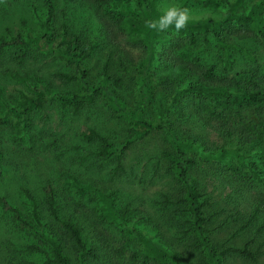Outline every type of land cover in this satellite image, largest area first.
<instances>
[{
  "label": "rangeland",
  "instance_id": "374dc122",
  "mask_svg": "<svg viewBox=\"0 0 264 264\" xmlns=\"http://www.w3.org/2000/svg\"><path fill=\"white\" fill-rule=\"evenodd\" d=\"M260 1L157 0V5L161 10L177 3L189 10L190 19H219L230 4L248 9ZM142 13L137 0H56L55 24L49 33L45 0H0V39L11 41L0 53V149L5 155L0 159V196L31 215L34 201L21 191L27 188L41 217L56 224L45 203L44 187L51 182L62 214L83 224L89 242L95 241L96 229L111 242L95 264H137L133 253L142 251L144 245L120 223L121 213L140 218V229L191 264H210L207 253L196 249L195 240L185 237L175 224L174 206L164 204L165 195L174 198L182 186L171 178V161L163 155L164 150H174L172 129L180 140L193 137L199 146V152L193 153L197 163L189 170L194 184L210 199L206 216L214 247H242L254 240L251 247L257 252L256 260L234 254L224 264H264V230L258 231L263 214L251 224L246 223L248 217L234 222L230 216L236 202L249 215L254 198L264 194V102L259 108L241 107L242 93L234 87L237 73L244 71L251 81L244 80L243 91L264 92V38L260 33L244 39L227 33L228 42L233 43L227 52L219 48L210 30L196 29L197 41L192 44L185 30L177 33L173 27L161 31L168 40L158 41L151 50L146 32L124 28L119 21L121 16H132L145 24ZM74 35L94 46L92 55L83 60L89 85L79 80L73 62L63 53L44 48L39 40L57 36L67 48ZM110 54L112 77L107 78L103 65ZM210 66L215 73L206 80L203 75ZM60 71L79 78L64 83L56 76ZM146 74L151 76L149 81ZM116 77L122 79L119 85ZM200 79L206 86L232 90L235 105L226 109L219 105L220 96L197 97L184 90ZM113 91L130 116L114 100ZM180 98L182 104L176 103ZM30 99L41 100V105H30ZM76 101L83 102L77 113ZM13 106L28 110V126L26 113ZM138 116L153 123L164 118L171 128L165 124L148 130ZM230 126L234 134L227 138L224 131ZM95 131L115 146L129 143L122 157L123 171H116L118 154L101 155L102 142L86 137ZM230 147L244 155L245 166L236 155L226 158L235 169L215 156L218 149ZM250 167L260 173V179ZM6 209L0 203V264H44L45 255L28 251L26 245L38 243L49 253L51 248L39 235L18 225Z\"/></svg>",
  "mask_w": 264,
  "mask_h": 264
},
{
  "label": "trees",
  "instance_id": "16d2710c",
  "mask_svg": "<svg viewBox=\"0 0 264 264\" xmlns=\"http://www.w3.org/2000/svg\"><path fill=\"white\" fill-rule=\"evenodd\" d=\"M45 1L48 13L45 21V27L46 32L50 33L52 32L55 24L56 0ZM137 1L142 7V16H144L145 20L154 18L160 14L157 0ZM263 6L264 0L260 2H252L248 9L238 8L230 4L229 9L221 18L218 19L208 17L190 19L188 26L183 30L187 32L188 39L192 44L197 41V36L195 34L196 29L202 28L210 30L219 48L225 49L228 52L233 47V43L228 42L227 33H234L241 39L251 38L254 37V35L256 36V33H260L264 38ZM119 21L124 28L131 26L146 32L147 42L151 50H154L155 44L158 41L168 40V36H166L163 32L150 30L148 28L146 29L144 22H142L140 18L121 16ZM66 33H68V30H65V34ZM54 37L46 39L45 36H42L39 40L44 42V48H50L59 53H63L66 58L76 65V69L80 73V78L76 77V75L62 71L57 72L56 76L64 83H70L79 78L83 84L89 85L87 80V70L83 65V60L92 55L94 46L85 45V41L83 39L74 35L72 39L70 37V42L66 48L63 46V39ZM14 40L17 42V38H14ZM0 41L1 53L3 47L10 44L11 41L6 38H1ZM152 57L153 54L149 56L148 63H151ZM120 58H122V55H120ZM111 59L112 56L110 54L103 65V74L107 78L112 77L110 74ZM226 62L227 64H230V58H228ZM214 73V66H210L207 68L203 77L206 80H209L214 76ZM150 78V74H146V80L149 81ZM237 79L238 81L234 87L238 88L236 91L242 93L240 94L243 97L242 102L240 103L241 107H244V104H247L250 108H252V106L259 108L260 104L264 102V92H253L252 89L248 88L245 89V92L243 91L244 88L242 87V84L244 83V80L248 79L251 81L249 74L244 71L237 73ZM121 82V78H115L116 84L119 85ZM184 90L190 92L192 95H196L197 97L208 95L220 96L222 99L219 101V105L226 109L235 105V103L231 101L235 98L230 95L232 90L229 92L227 89L222 87L216 88L206 86L202 79L198 81H191L188 86H185ZM109 92L111 93L110 90ZM113 98L123 108L124 112L130 116L131 113L126 110L125 103L115 91H113ZM178 100V102H174L182 104V99L180 98ZM29 103L30 105H41V100L35 103L33 99H30ZM82 106V101L74 102V112H79ZM171 106H173V103L166 106L162 112L163 117L164 113H167ZM11 109L17 112L22 111L23 113H26V117L24 119L27 126L29 125L30 118L27 115V109L18 110L15 106L11 107ZM182 109L184 110L185 108ZM138 119L145 125V127H147L148 130H154L157 128L161 129L165 124H168V121L166 122L164 118H161L157 123H153L141 116H138ZM168 126L171 128L170 124H168ZM169 132L174 150H164L163 155L169 157L171 161V165L168 168V173H170L171 178L175 182L182 184V186L180 192L174 198H169L165 195L164 204H172L174 206L173 212L178 217L175 224L179 225V230L183 231L185 237H190L195 240L194 247L196 249L202 248L203 251L207 253L208 259L206 262H209L210 264H224L226 257L234 254H238L246 259L256 260L257 252L251 247L254 242L253 239L247 241L242 247L222 246L220 249L214 247L210 234H208L209 229L207 225L209 220L206 216V209L210 204V199L205 196L196 184H194L189 170L191 166L197 163L193 157V153L196 150L199 152V146L195 143L193 137H187L184 140H180L177 135L174 134L172 129H170ZM224 134L227 135V138H230V136L234 134L232 126L228 127V129L224 131ZM86 137L89 139L97 137L102 142V150L100 151L101 155L110 156L118 154L117 156L119 161L116 171H123L125 169L122 164V157L126 152V149H128L127 147L129 146V143L123 146H115L111 144L105 136L97 131H95L93 135H86ZM56 141L57 139L55 138L53 143ZM30 144V148H33L31 140ZM228 155H236L239 158L240 165L245 166L244 155L236 148H220L215 154V156H218L223 161H226L231 169L237 168L232 160L226 159ZM4 156L3 151L0 149V159ZM250 171L259 178L260 173L256 169L250 167ZM21 191L26 197L34 201L31 215H27L17 206H13L4 196H0V203L7 208L6 210L11 211L12 217L18 225L39 235L51 248V252L49 253L45 247L38 243H30L26 245V249L28 251L40 252L45 255L44 264H95L96 260L100 259L102 254H104L106 251L105 249H109L111 247L109 239L98 229L93 231L96 235L95 241L90 243L84 234L83 224L76 221L72 215L62 214L56 189L51 182H48L44 187L45 203L56 224L50 223L48 220L41 217L38 203L35 201V198L29 189L23 187ZM240 207V202H236V205L232 209L230 216L234 222H243L244 218L248 217L246 223L251 224L259 215L263 214L264 217V194L257 195L254 198L252 204L253 211L249 215L244 213V210ZM105 210L108 213V208L106 206ZM118 217L121 221L120 223L124 225L125 229L136 235L143 242V250L133 253V256L137 258V264H191L185 260L179 252L168 248L162 241L155 240L157 238L153 235L149 233L146 234L145 231L140 229L138 225L140 218L135 217L132 219L128 217L126 213H121ZM182 217H185L184 220L181 219ZM185 221L189 223V226H186ZM262 230H264V221L258 227L259 232Z\"/></svg>",
  "mask_w": 264,
  "mask_h": 264
},
{
  "label": "clouds",
  "instance_id": "9594fccd",
  "mask_svg": "<svg viewBox=\"0 0 264 264\" xmlns=\"http://www.w3.org/2000/svg\"><path fill=\"white\" fill-rule=\"evenodd\" d=\"M190 20L189 10L177 3L164 5L158 16L147 19L145 26L154 31H166L170 28L179 33L188 26Z\"/></svg>",
  "mask_w": 264,
  "mask_h": 264
}]
</instances>
